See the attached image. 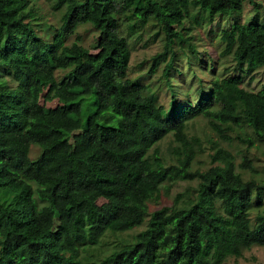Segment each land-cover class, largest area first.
I'll return each mask as SVG.
<instances>
[{
	"label": "trees",
	"instance_id": "1",
	"mask_svg": "<svg viewBox=\"0 0 264 264\" xmlns=\"http://www.w3.org/2000/svg\"><path fill=\"white\" fill-rule=\"evenodd\" d=\"M33 2L0 0V264H83L82 253L110 229L101 197L120 200L123 228L146 227L96 264H222L264 246V180L247 179L224 149L208 169L193 170L197 139L187 135L202 115L220 134L250 128V147L264 142V84L244 86L264 71V22L241 19L245 3L257 9L258 1L54 0L53 9H63L58 28L37 22ZM217 14L228 18L220 56L232 55L235 65L212 75L196 100L181 99L170 83L167 107L140 78H128L129 39L144 36L147 24L165 40L149 72L165 62L170 79L185 49L181 36L200 54L192 25ZM84 24L98 30L95 52L66 43ZM40 40L52 46L35 48ZM169 134L177 142L171 163L157 145ZM33 145L40 154L30 159ZM250 167L247 158L240 164ZM178 180L198 182L151 211L163 184Z\"/></svg>",
	"mask_w": 264,
	"mask_h": 264
},
{
	"label": "rangeland",
	"instance_id": "2",
	"mask_svg": "<svg viewBox=\"0 0 264 264\" xmlns=\"http://www.w3.org/2000/svg\"><path fill=\"white\" fill-rule=\"evenodd\" d=\"M34 4L39 8V14L42 19L37 22L51 24L54 28H58L61 23L62 10H54V0H33ZM259 7L256 9L249 2L244 5V11L241 14L243 22L251 21L252 19H259L264 22V0H257ZM192 17L196 16L197 12H191ZM239 16L238 13L233 14ZM47 23V24H46ZM202 25L193 24L192 34L194 39L192 43L195 49L199 50L200 54L191 52L188 44L184 43V37L180 41L185 44L182 57L175 61V68L171 70L170 79H166L163 75L165 62L160 65L157 70L150 71L151 58L153 55L162 51L164 48L165 40L164 35L159 34L156 36L157 26L147 24L145 33L142 37L133 36L129 40L132 45L130 67L128 71V78L139 79L147 87V92L156 94L160 101L169 106L174 100L171 98L169 89L170 83L174 85L171 91L180 93V98L185 101L196 100L198 97V90L202 87L208 86V80L212 75L224 76L228 66L234 67L235 61L232 55L222 58L220 56L224 44L220 39L222 28L228 24V18H220V15L212 20L209 18L201 21ZM219 24L221 26H219ZM190 18L185 21V26H190ZM44 27H36L40 34L44 33ZM124 27V26H123ZM210 28L213 32L209 33ZM124 33L127 34V26L124 27ZM98 30H95L90 24L80 25L76 32L68 39V44L73 42H81L91 49L92 52L96 51L94 47ZM52 46L49 42L38 41L35 48ZM210 54L216 61L214 71L211 70L212 61L207 57L204 52ZM149 72V73H148ZM226 75V74H225ZM9 85L15 83L11 78L6 77ZM203 81V82H202ZM244 86L260 90L264 84V71L260 70L255 73V78L251 83L250 78L246 77ZM205 82V83H204ZM0 84L2 80L0 79ZM180 90H182L180 92ZM188 94V95H185ZM187 135L197 141L194 142L196 155L193 161V170H206L212 166V157L219 149H224L231 152L235 157L237 169L241 170L247 179L261 178L264 180V142H258L250 147L248 138L253 137L250 128H234L225 133H218L214 130L210 123V119L204 116H198L189 123ZM161 155L168 161V163L176 160L174 147L177 145L172 134L167 135L157 143ZM40 154V148L33 145L31 148L30 159H35ZM251 161V167L242 169L240 164L244 163L245 159ZM197 180L189 181H167L162 186V192L158 202L152 201L150 203V210L154 211L163 206H171L174 202L175 196L179 192L185 191L189 186H196ZM98 204L102 208L103 217L110 224V229L106 232L105 237L100 245L91 246L87 252L82 253L83 264H96L102 255H105L114 249H117L124 241H130L134 235L146 227V224L137 226L133 229H125L119 221L121 213V202L115 198H99ZM257 211L256 205H253L250 213L254 217ZM222 264H264V246L255 245L250 249H244L243 255L240 257L230 256Z\"/></svg>",
	"mask_w": 264,
	"mask_h": 264
}]
</instances>
